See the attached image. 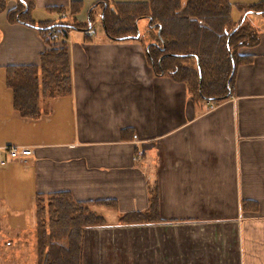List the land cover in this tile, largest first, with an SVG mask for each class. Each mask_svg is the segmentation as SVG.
Instances as JSON below:
<instances>
[{
	"label": "crops",
	"instance_id": "0c3cea01",
	"mask_svg": "<svg viewBox=\"0 0 264 264\" xmlns=\"http://www.w3.org/2000/svg\"><path fill=\"white\" fill-rule=\"evenodd\" d=\"M33 1L36 23L63 14L85 23L92 8L101 17L99 2L148 0ZM230 2L239 21L244 10L235 4L243 3ZM14 5L8 0L0 13V234L36 228V196L68 191L105 217L95 230L143 225V236L129 243L132 253L115 261L264 264V14L247 17L259 42L239 49L234 93L221 101H195L184 82L155 73L140 38L148 17L136 20V37L123 40L105 30L95 36L94 26L71 39L81 31L71 28L72 90L42 96L39 116L28 118L14 106L7 68L38 66L50 48L42 31L9 20ZM9 146L33 153L23 162L9 156ZM155 192L154 221L120 223L124 214L148 211ZM105 200L115 204H95ZM88 231L83 264H99L92 256L99 237Z\"/></svg>",
	"mask_w": 264,
	"mask_h": 264
},
{
	"label": "trees",
	"instance_id": "16d2710c",
	"mask_svg": "<svg viewBox=\"0 0 264 264\" xmlns=\"http://www.w3.org/2000/svg\"><path fill=\"white\" fill-rule=\"evenodd\" d=\"M8 10L11 22L35 27L45 33L63 27L90 30L94 8L85 23L39 22L31 19L33 0H16ZM8 0H0V13ZM230 0H148L142 3L99 2L104 30L114 40L134 37L139 33L136 20L149 18L141 39L148 60L157 75H169L186 84L193 100L221 101L234 93V81L242 56L239 49L259 42L258 28L247 17L264 14V0L253 4H235L244 15L232 18ZM79 7V6H78ZM79 8L74 7L72 13ZM136 37V36H135ZM69 46H52L41 57L40 65L10 66L6 83L14 94V106L24 117L40 114L42 96L70 93L72 90ZM48 94V95H47ZM146 212L124 214L121 224L154 221L158 214L159 196L152 194ZM92 204V203H90ZM112 206L111 200L95 202ZM89 203L76 201L70 192L38 194L35 198L37 264H83L85 229L107 224L102 215L92 211ZM1 230V226H0Z\"/></svg>",
	"mask_w": 264,
	"mask_h": 264
},
{
	"label": "rangeland",
	"instance_id": "374dc122",
	"mask_svg": "<svg viewBox=\"0 0 264 264\" xmlns=\"http://www.w3.org/2000/svg\"><path fill=\"white\" fill-rule=\"evenodd\" d=\"M233 1H240L243 4L253 3L251 1H262V0H233ZM258 3V2H257ZM17 3L15 0L16 7ZM13 7V8H14ZM237 7V6H236ZM98 12V13H96ZM94 13V31L96 32L95 36H102L104 34V26L102 18L100 17V11L96 10ZM252 14H250L251 16ZM86 21L89 19V14L86 11V14L84 15ZM236 18V16H235ZM241 19V17H239ZM64 22H73V19L71 16H63ZM238 19V18H236ZM253 23V22H252ZM144 28H142L143 30ZM71 30L70 28L63 27L56 31L57 33V43H50V47L55 46L57 48L63 47V43L66 42L68 36V31ZM84 33L82 30H73L70 33L71 39L80 38V34ZM67 33V34H66ZM48 95V94H47ZM111 212L105 213V215L111 219L114 217L109 216ZM99 227V226H97ZM86 230L92 234L94 237H99L97 240V246L95 247L93 253L94 260H99V264H128L127 261L120 262L115 261L114 257H120V255H124L128 257L130 253H132L130 250L133 249V247H129V243L132 239L135 237H139L140 235L143 236V234H138L142 232L143 225L140 226H134V227H128V229H124L122 231H117L114 229H104V230H95L92 228H86ZM36 228L35 226H26L24 230H6L5 232H2L0 234V264H37V252H36ZM101 238V239H100ZM12 239V242H10ZM7 240V241H6ZM112 240V241H111ZM91 247V246H90ZM93 248V247H92ZM143 251V250H142ZM143 252H141L142 254ZM140 259H143V255H138ZM132 264L133 261L131 262Z\"/></svg>",
	"mask_w": 264,
	"mask_h": 264
},
{
	"label": "built area",
	"instance_id": "2783aa9c",
	"mask_svg": "<svg viewBox=\"0 0 264 264\" xmlns=\"http://www.w3.org/2000/svg\"><path fill=\"white\" fill-rule=\"evenodd\" d=\"M63 16H66V14H63L61 18H63ZM45 38L48 42L49 47H50V43L53 44L54 42L55 43L58 42V40L56 39L57 33H56V31H53V30L47 31ZM6 149H7L9 156L11 158L20 159L23 162H27L28 161L27 158L33 153L32 149L29 147L9 146ZM1 162H2V160H1Z\"/></svg>",
	"mask_w": 264,
	"mask_h": 264
}]
</instances>
